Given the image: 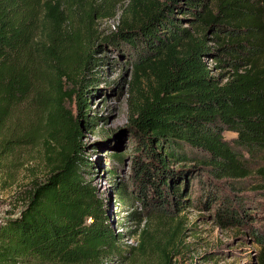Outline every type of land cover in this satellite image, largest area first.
Listing matches in <instances>:
<instances>
[{"label": "trees", "instance_id": "obj_1", "mask_svg": "<svg viewBox=\"0 0 264 264\" xmlns=\"http://www.w3.org/2000/svg\"><path fill=\"white\" fill-rule=\"evenodd\" d=\"M108 16L94 6L79 23L62 0H0V130L32 105L47 116L49 147L60 149L20 215L0 223V264H102L154 255L161 264H180L187 209L220 204L221 226L246 227L244 215L252 216L242 211L250 198L239 188L248 186L264 210V0H131L115 46L131 49L135 62L130 122L139 143L138 192L117 186L115 194L123 208L140 196L149 212L139 246L120 244L107 205L84 178L95 163L81 143L82 123L94 126L98 118L89 116L82 92L97 95L100 82L89 76L93 50L85 59L80 54L83 30ZM73 100L79 119L66 109ZM32 132L20 129L14 147L32 144ZM225 132L236 138L228 141ZM111 159L115 177L122 156ZM220 181L241 192L225 196ZM129 216L144 221L140 211ZM152 222L170 227L158 237Z\"/></svg>", "mask_w": 264, "mask_h": 264}, {"label": "rangeland", "instance_id": "obj_2", "mask_svg": "<svg viewBox=\"0 0 264 264\" xmlns=\"http://www.w3.org/2000/svg\"><path fill=\"white\" fill-rule=\"evenodd\" d=\"M70 9V16L76 21L83 22L94 6L99 13H106L94 25V29L87 34L83 30L84 46L80 50L81 57L93 50L94 58L89 76H98V93L94 95L90 90L82 94L87 98L89 116L98 117L94 126L82 123L81 143L83 154L89 163H95L90 174L84 178L91 187L96 188L98 196L105 202L112 223V230L121 236L120 244L123 247H138L142 231L147 228L146 216L149 207L139 199L134 205L123 208L119 206L116 191L119 186H125L128 193L138 192L135 173L134 157L139 143L131 130V118L135 111V97H133V83L135 81L134 58L132 51L123 46H115L117 33L123 26L122 22L127 15L131 0H62ZM82 24V23H81ZM130 55V57L127 55ZM128 57V58H127ZM95 63V65H94ZM211 66L214 65L213 62ZM79 67V64L74 65ZM44 86L45 95H50L49 84ZM66 109L72 111L75 119H79V111L75 100L66 103ZM11 128L0 130V223L10 217L19 216L26 201L37 184L44 183L59 161V147L52 150L49 147V134L46 128V114L34 109L32 105L20 107ZM14 126L17 127L14 130ZM32 130V144L15 148V141L19 139V130ZM15 131V138L12 135ZM224 137L230 141L236 138L232 132H225ZM10 141V146L6 145ZM8 147V148H6ZM121 155L122 162L118 163V173L113 177L109 171L112 167L111 157ZM181 164L179 167H182ZM188 167L187 165H184ZM207 177V176H204ZM206 179V178H203ZM220 190L225 196L249 197L246 208L242 211L251 213V218L242 213L248 220L246 227H224L218 223L216 214L221 211L219 205L207 208H189L185 215L183 241L187 248H182L180 264H259L261 251L260 241L264 240V210L255 206L259 200L256 193L248 186L241 187V191H233L224 181ZM198 184V181H197ZM118 186V187H117ZM197 187V186H196ZM195 187L192 199L196 200L199 190ZM224 189V190H223ZM140 193V191H139ZM147 204V203H146ZM133 211H140L144 217L142 223L133 221L129 215ZM174 224L172 227H175ZM170 227H158L155 222L150 224L149 230L159 235ZM191 229V230H190ZM137 232V235L133 234ZM156 245V244H155ZM161 256V254H159ZM158 255L150 258L137 256L135 260L114 258L102 264H161Z\"/></svg>", "mask_w": 264, "mask_h": 264}]
</instances>
